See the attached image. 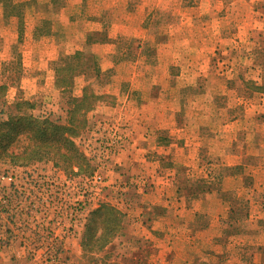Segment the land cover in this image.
Listing matches in <instances>:
<instances>
[{"label":"rangeland","instance_id":"374dc122","mask_svg":"<svg viewBox=\"0 0 264 264\" xmlns=\"http://www.w3.org/2000/svg\"><path fill=\"white\" fill-rule=\"evenodd\" d=\"M106 39L115 46L101 45ZM76 51L93 55L106 74H83L80 60L72 57ZM66 63L70 72L55 73ZM194 72L202 73L200 80ZM232 77L238 85L227 87ZM263 77L264 0H0V118L17 114L15 102L27 101L32 107L21 113L66 123L84 85L104 95L72 138L89 160L90 173L51 160L18 163L0 156V264H161L163 258L179 264L178 256L191 259L198 244L213 252L214 264L234 257L239 251L229 242L240 246L243 240L228 236L236 213L226 210L253 213L257 206L246 204L244 196L264 206V188H236L243 201L228 195L230 204L192 203L205 211L192 220L189 199L215 189L211 184L224 172L209 176L206 166L196 165H205L208 154L184 166L174 154L177 145L168 154L167 142H176L183 121L184 113L176 112L179 88L198 81L206 87L199 94L218 95L214 108L205 97L206 112L227 117L230 109L227 118L242 120V131L245 125L264 136V92L249 90L253 95L239 99L242 107L236 108L235 94L246 93L234 89L242 88L239 80H251V86ZM170 110L176 113L168 116ZM26 141L21 137L10 149L19 151ZM177 197L185 200L181 210ZM100 204L118 209L122 227L100 250L84 254V230ZM212 211L219 212L213 231L219 234L208 238L212 229L204 228L203 217L216 223ZM251 219L246 225H264V218ZM198 228L203 234L194 241ZM102 230L96 227L97 234ZM256 237L252 233L247 240ZM258 249L255 259L264 260V246Z\"/></svg>","mask_w":264,"mask_h":264},{"label":"crops","instance_id":"0c3cea01","mask_svg":"<svg viewBox=\"0 0 264 264\" xmlns=\"http://www.w3.org/2000/svg\"><path fill=\"white\" fill-rule=\"evenodd\" d=\"M108 36L111 38H115L116 34L114 33L112 34V36H110L109 34ZM101 45L115 46V42L114 39L113 40L110 39L109 41L108 39H106L101 43ZM116 60H118V58ZM261 66L262 65H260V67ZM193 74L196 77L195 79L197 80L201 79L198 78V75H201L202 73L194 72ZM239 81H240V87L242 88H239V86L238 87L235 86L234 89H238V91L244 92L246 94L241 96L235 94L237 96L236 100H238V104L236 105V108H240V106L242 107V101L239 99L249 98L250 95L252 94L250 93L251 91L253 93H258V94L261 93L260 91H256L253 87L249 86L246 80L245 81L239 80ZM235 82H236V78L234 77L228 78L226 80V85L227 87L228 85L230 87H233ZM235 85H238V83ZM243 87H245L244 89H246V92L243 90ZM201 89L206 90V87L204 84L200 83V81H198V84L196 85L193 83L191 84V82H184L179 88V91L182 93H180L179 96L180 104L178 102V106L176 108L177 111L173 110L172 112V110H170L166 112L168 116H171L172 113H176V112L184 113V115L182 116L183 117L182 118L183 121L181 122L182 125L179 126L175 132L177 133L176 142L175 143L174 141L167 142V146L170 152V153L168 152V154L173 153V151H171V148L173 144H176L177 148L175 149L174 154L177 153L179 158L180 157L182 158L181 161L184 166L190 164L189 158H191L194 161L195 160L198 161L199 159L203 160V157H207L208 154L206 161L207 163L205 165H201L200 163H197L196 165L197 166L199 165L201 167L206 166V171L208 172L209 176L211 175L212 170L224 172L223 174L220 175V181L216 185L211 184L210 179L209 180L203 178H200L202 180L198 179L200 180L199 181L200 183H210L212 186L215 187V189L208 186L209 187L208 190L202 191L203 193H200L198 196L194 195L191 199H189L191 204L189 203L190 207L188 210L192 212L191 218L192 217L195 218L205 212L204 209H200L199 206L191 208L192 203L195 204L198 202L201 203L204 201V199L206 200L210 199L213 200L214 205L217 203L220 205L228 204V203L230 204V201L226 198L228 197V195L231 196L232 198L234 197L237 200L243 201V196L241 194L236 193V188L245 189L246 186L247 188H249L250 186L264 188V136H259L258 133L251 132L252 128H249L245 125H244L245 128L243 127L244 130L242 131L241 130L242 128H240L242 120L233 121L231 118H227L229 117L228 115L231 112L230 109L227 112L228 113L227 117L222 115L219 116V113L216 114V111L206 112L205 103H208L210 107L213 106V103L214 105L215 103L217 105L216 101L218 95L215 94L214 90L212 92L209 91L208 89H207L208 93L201 95L199 94L201 92ZM227 89L230 90L231 88H227ZM195 90L198 91L194 92ZM249 90L250 92H248ZM207 96H208V100L206 99V102L204 103L203 101ZM189 105H191V107ZM221 105L224 106V104H220L217 107H220ZM168 137L173 139L175 138L172 135ZM238 138L240 144H236ZM213 156L219 160L217 163H212L211 157ZM206 176L207 175L205 174L204 177ZM259 195L257 197H259ZM181 199L184 203L185 200H183L182 197L176 198V201H178V205H180V210L183 209V207L181 208L182 205ZM169 201L170 200H166L165 198L162 200V204L168 206L167 203ZM244 201L246 204H250V205L254 204L253 206L254 207L257 206V209L253 210V213L247 214V212H245L242 216H239L237 214L233 215L236 223L235 226L232 227V230L233 228H235V230L234 233L228 236H231V239L232 237H234V240L235 237L236 238L240 237V240L243 241L241 243L237 242L238 244H240V246H236L234 243L232 244L231 242H229V245L236 247V251L238 250L239 252H236L235 253L236 255H234V257H229V258L227 257L226 260L224 261L216 260L217 262H220L217 264H264L263 259L256 260L253 254L256 249H258L259 247L262 248L264 246V241H263L264 236L262 232V230H264V225H259L258 223L255 222L252 223L251 225L249 224L246 225L247 220L250 221L252 220L251 218H254V221H256L257 219L264 218V206L260 201H255L249 198V195H247L246 197L244 196ZM228 207L229 206L227 205L225 208L227 209ZM228 211L231 212L229 209H227L226 213ZM208 216L206 214L203 217V219H205V223H207L204 228H207L208 231L212 229V233L208 232L210 233V237L208 238L217 237L219 233L215 234L213 231L216 229L215 225L217 224L218 218H220L219 212L212 211V218H216V223L215 221L210 222ZM236 227L239 228L238 232L236 231L237 230ZM200 231L201 228H198L196 230L194 229L192 231L194 241H197V239H201L200 235H202L203 232L201 233ZM252 233L256 234L257 236H260V238L256 237V239H259L258 241L256 240L255 242H253L247 240L249 234ZM195 243L197 244V242ZM193 249L194 250H193V254L191 255V259L187 258L186 256L185 257L178 256L179 259H181L179 264L216 263L212 259L213 256L212 251L201 250L200 244H198L197 246L195 245ZM164 259L165 258L161 260V264H170L168 263V260L165 259L166 261H164Z\"/></svg>","mask_w":264,"mask_h":264},{"label":"trees","instance_id":"16d2710c","mask_svg":"<svg viewBox=\"0 0 264 264\" xmlns=\"http://www.w3.org/2000/svg\"><path fill=\"white\" fill-rule=\"evenodd\" d=\"M72 57L80 60L82 67L80 71L83 74L93 73L96 79H99L102 74H106V71H101L98 68L93 55L76 51ZM65 70H71L68 63L64 64V66L55 67V73ZM55 81L57 84L59 83L58 78H55ZM246 82H251V80H246ZM65 84L67 83L65 82ZM251 87L256 91L264 92V77L260 84L253 82ZM103 96V94L91 89L89 84L84 85L80 98L71 101L73 103L68 109L66 123L54 121L49 117L38 118L31 114L21 113V108H31V104L27 101L15 102L18 113L7 115L6 118H0V156L4 155L18 163L51 160L65 168L76 166L78 171L75 173H83L84 175L90 173L93 168L89 160L72 138L78 136L86 126V112ZM21 137H25L27 141L19 151L14 152L10 148ZM230 211L236 214L238 212L233 210V208H230ZM93 213L95 216L92 219H88L82 237L84 254L92 250H100L110 236L112 237L115 231L122 227L121 213L113 206L100 204ZM90 223H92V226L94 224L93 230L89 228ZM98 226L104 227V231L102 230L99 234L96 233V227Z\"/></svg>","mask_w":264,"mask_h":264}]
</instances>
